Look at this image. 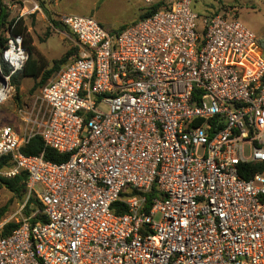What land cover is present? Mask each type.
Here are the masks:
<instances>
[{"label":"built area","instance_id":"built-area-1","mask_svg":"<svg viewBox=\"0 0 264 264\" xmlns=\"http://www.w3.org/2000/svg\"><path fill=\"white\" fill-rule=\"evenodd\" d=\"M143 2L163 7L116 33L53 20L71 55L40 90L43 123L34 109L23 122L66 159L24 156L33 135L0 129V177L27 178L0 222V264H264V171L246 167L264 163L257 39L233 12L198 20L190 0ZM4 37L0 104L28 59L21 36Z\"/></svg>","mask_w":264,"mask_h":264},{"label":"rangeland","instance_id":"rangeland-1","mask_svg":"<svg viewBox=\"0 0 264 264\" xmlns=\"http://www.w3.org/2000/svg\"><path fill=\"white\" fill-rule=\"evenodd\" d=\"M166 1L170 3L173 0ZM0 2L8 10L9 20L18 16L23 3L29 5L28 2L21 0H0ZM59 5L70 14L93 18L109 33L138 18L135 0H60ZM189 9L198 16V20L209 17L213 13L219 16H225L230 12L235 13L236 20L255 35L258 47L264 56V0H190ZM34 22L35 20H26L25 24L33 26L30 38L38 51L47 57L49 66L45 69H49L54 61L61 59L72 48L73 40L60 25L57 30L61 32H56L51 30L54 29L51 28V24V27L42 23L36 26ZM56 73L52 74L50 79ZM34 84L35 82L29 78L23 79L19 86L20 96L15 98L14 85L10 80L12 90L8 98L0 104V129L9 126L21 136L39 134V127L26 128L23 122L25 115L31 113L32 109L35 110L33 113L37 116L39 125L45 120L47 110L39 99L40 90L45 83L33 90ZM24 199L25 196L23 201ZM19 206L21 203H18L16 198H13L4 188H0V222L8 220ZM3 209L4 212H2Z\"/></svg>","mask_w":264,"mask_h":264},{"label":"trees","instance_id":"trees-1","mask_svg":"<svg viewBox=\"0 0 264 264\" xmlns=\"http://www.w3.org/2000/svg\"><path fill=\"white\" fill-rule=\"evenodd\" d=\"M162 7L163 4H157L151 6L150 8H147L140 19H144L154 14ZM50 24L53 26L54 29H58L59 27V24L53 20H50ZM122 29H124V27H122L120 30ZM6 31H10V33L14 36L15 35L21 36L23 40V47L28 52V59L24 65L23 70L20 73L11 77V82L14 85V90H15V98H18L20 96L19 86H20V82L23 79L29 78L33 80L35 84L32 89L34 90L38 88L40 85L44 83L46 84L49 78L52 76V74L56 73L61 68V66H63L67 62L68 57L71 55V50L67 51L61 59L54 61L53 65L49 70H46L45 69L46 64L44 62L40 60H35L32 57L34 48L32 47L31 38L27 33V28L25 27L22 18H13L9 20V12L5 8V6L0 2V48L5 47L6 40L4 36ZM46 35H48V33H46ZM0 63L3 73L7 75L10 71L8 65L3 62ZM37 80H39L38 83ZM20 152L24 156H39L40 154H43V158L46 161L52 163H60L62 161H65L66 159L65 155L58 154L56 151L52 149L45 148L40 136L37 134L33 135L28 140V142L20 149ZM3 167H8V166L7 164H5L4 161H1L0 170L3 169ZM246 167L249 168L250 175L264 171V163L255 164V165H246ZM242 178L247 179L248 175H243ZM26 180H27L26 175L23 172H21L19 175L15 176L12 179H4L0 177V188H4L6 191H8L13 198H16L18 200V203H22L25 193ZM30 204H35L36 205L35 207L39 208L37 202L33 199H30L25 209V214H29L30 210L28 208V205ZM4 211L5 210L3 209L2 212ZM39 221L40 222L44 221L43 217L37 216L32 220L31 223L34 224ZM18 227H19L18 223H15L13 221L9 222L3 227L1 236H7Z\"/></svg>","mask_w":264,"mask_h":264},{"label":"crops","instance_id":"crops-1","mask_svg":"<svg viewBox=\"0 0 264 264\" xmlns=\"http://www.w3.org/2000/svg\"><path fill=\"white\" fill-rule=\"evenodd\" d=\"M21 1L22 2H28L30 5V6L29 5L27 6L26 4L23 3V7H22V9H20L19 14L17 16V17L22 18L24 25L27 28V33L29 34V36H30V32L33 30V26H28V24H25L26 20H35L34 25H36V26L38 25V23H42V24L46 25L47 27H51L50 26V20H57V17L59 15H73V14L68 13L63 8H60V5H59L60 0H53V1H50V0H21ZM33 3H36L40 6V11L31 14L30 10L32 8ZM135 6H136V9L138 11V18L135 21L131 22L130 24L140 20V18L143 16L145 10L147 9L143 0H135ZM130 24L123 25L122 27L128 26ZM122 27L115 30L113 33L118 32ZM51 30H55L56 32H61L57 29H51ZM31 41H32V39H31ZM32 47L34 48V51L32 53L33 59L40 60V61L44 62L46 64V67H48L49 61H48L47 57H45L43 54H41L38 51V49L33 44V41H32ZM49 69H46V70H49ZM48 81H50V78Z\"/></svg>","mask_w":264,"mask_h":264},{"label":"bare ground","instance_id":"bare-ground-1","mask_svg":"<svg viewBox=\"0 0 264 264\" xmlns=\"http://www.w3.org/2000/svg\"><path fill=\"white\" fill-rule=\"evenodd\" d=\"M0 88H1V84H0Z\"/></svg>","mask_w":264,"mask_h":264}]
</instances>
